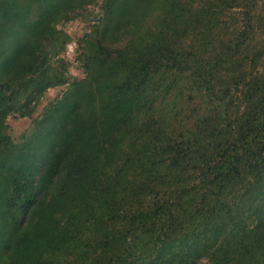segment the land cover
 Returning <instances> with one entry per match:
<instances>
[{
  "label": "trees",
  "instance_id": "1",
  "mask_svg": "<svg viewBox=\"0 0 264 264\" xmlns=\"http://www.w3.org/2000/svg\"><path fill=\"white\" fill-rule=\"evenodd\" d=\"M0 264H264V0H0Z\"/></svg>",
  "mask_w": 264,
  "mask_h": 264
},
{
  "label": "rangeland",
  "instance_id": "2",
  "mask_svg": "<svg viewBox=\"0 0 264 264\" xmlns=\"http://www.w3.org/2000/svg\"><path fill=\"white\" fill-rule=\"evenodd\" d=\"M101 20L102 14L100 11V5L99 3H96L95 5L87 6L85 9H83L76 15V18L74 20L66 22L62 25V29L70 37V44H72V51L69 52L67 50L65 58L70 63L71 74L78 78H81L83 74L79 69V64L75 60L77 46L76 42L85 33H89L90 31H92V25L94 23L101 22ZM57 94H59L57 89L49 91L46 95V98L43 100L39 110L41 111L42 107L45 106V104L49 100L53 99ZM7 124L9 125L10 134L15 139L27 132L31 127L30 120L27 119L14 120L13 118H10L7 120Z\"/></svg>",
  "mask_w": 264,
  "mask_h": 264
},
{
  "label": "built area",
  "instance_id": "3",
  "mask_svg": "<svg viewBox=\"0 0 264 264\" xmlns=\"http://www.w3.org/2000/svg\"><path fill=\"white\" fill-rule=\"evenodd\" d=\"M68 51H72V46H68Z\"/></svg>",
  "mask_w": 264,
  "mask_h": 264
}]
</instances>
